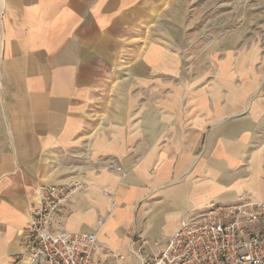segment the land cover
Here are the masks:
<instances>
[{
    "label": "crops",
    "instance_id": "0c3cea01",
    "mask_svg": "<svg viewBox=\"0 0 264 264\" xmlns=\"http://www.w3.org/2000/svg\"><path fill=\"white\" fill-rule=\"evenodd\" d=\"M161 1L0 0V264H22L42 187L72 186L54 231L126 264L212 204L264 202V44L226 37L187 70L149 38Z\"/></svg>",
    "mask_w": 264,
    "mask_h": 264
},
{
    "label": "built area",
    "instance_id": "2783aa9c",
    "mask_svg": "<svg viewBox=\"0 0 264 264\" xmlns=\"http://www.w3.org/2000/svg\"><path fill=\"white\" fill-rule=\"evenodd\" d=\"M124 178L125 171L109 163ZM73 194L71 185L42 187L22 241V264H100L104 253L115 264L128 257L103 246L96 232H56L53 223ZM104 219L99 220V226ZM138 264H264V202L240 196L215 203L181 221L163 247L142 240L132 248Z\"/></svg>",
    "mask_w": 264,
    "mask_h": 264
},
{
    "label": "rangeland",
    "instance_id": "374dc122",
    "mask_svg": "<svg viewBox=\"0 0 264 264\" xmlns=\"http://www.w3.org/2000/svg\"><path fill=\"white\" fill-rule=\"evenodd\" d=\"M157 5L149 38L178 48L187 70L208 68L209 54L224 48L226 37L234 50L254 40H261V48L264 44V0H162Z\"/></svg>",
    "mask_w": 264,
    "mask_h": 264
}]
</instances>
